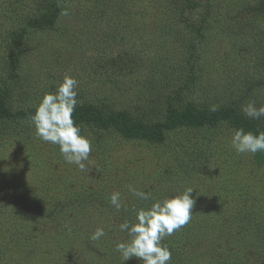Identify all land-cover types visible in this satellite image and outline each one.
Listing matches in <instances>:
<instances>
[{"label":"rangeland","instance_id":"rangeland-1","mask_svg":"<svg viewBox=\"0 0 264 264\" xmlns=\"http://www.w3.org/2000/svg\"><path fill=\"white\" fill-rule=\"evenodd\" d=\"M195 1L189 8L186 0H61L71 15L59 11L38 28L47 0H0L8 106L36 108L65 75L78 81L76 108L93 104L147 124L163 122L169 107L264 106V0ZM18 33L24 40L14 54ZM235 129L229 121L181 128L156 142L84 126L92 152L81 172L38 139L30 121L3 124L0 264H121L115 246L128 236L119 224L153 202L129 187L154 199L194 188L191 220L162 241L184 253L169 264H264V243L240 226L248 217L264 229V153L237 154ZM114 191L120 211L109 203ZM52 211L58 218H46ZM97 228L105 236L92 241Z\"/></svg>","mask_w":264,"mask_h":264},{"label":"clouds","instance_id":"clouds-1","mask_svg":"<svg viewBox=\"0 0 264 264\" xmlns=\"http://www.w3.org/2000/svg\"><path fill=\"white\" fill-rule=\"evenodd\" d=\"M61 16H70L67 7H61ZM78 81L65 75L55 92L45 93L28 119L35 130V136L43 142L59 147L66 163L77 166L81 172L88 171L92 152V141L81 134V127L75 122L73 113L79 103L77 100ZM209 111H218V106H210ZM243 114L253 120L264 117V106L257 107L254 101L241 106ZM231 148L237 154H256L264 152V131H245L238 128L232 131ZM194 188L165 199H154L151 193L129 187V192L140 200H153L150 207L133 209L134 222L125 220L119 230L126 232L128 239L118 242L115 251L119 253L121 264L136 258L141 264H169L172 259L170 249L162 241L180 230L192 218ZM109 203L117 211L125 207L119 191L109 195ZM105 236L103 228H97L90 235L92 241Z\"/></svg>","mask_w":264,"mask_h":264},{"label":"trees","instance_id":"trees-1","mask_svg":"<svg viewBox=\"0 0 264 264\" xmlns=\"http://www.w3.org/2000/svg\"><path fill=\"white\" fill-rule=\"evenodd\" d=\"M189 2L188 7L192 8L197 5L195 0H186ZM61 0H47V12L44 13L33 26L43 28L53 21L59 15ZM24 36L18 33L12 40L13 52L20 50L23 44ZM17 59L15 55L14 60ZM10 88L7 85L0 89V126L9 122H20L22 119L30 121L28 117L34 113L35 108L12 110L7 104L10 95ZM249 89H247L248 91ZM177 99V97H176ZM210 107H197L186 105L182 109L174 107L168 108V113L163 122L155 124H147L140 120L132 119L129 115L121 111L100 110L93 104L80 105L75 109L73 118L75 122L82 128L91 126L98 129H114L127 138L142 139L147 141L163 142L166 139L168 131H174L181 128H201L206 125H216L219 122L229 121L235 127L243 128L246 132L252 131L254 134L257 131H264V117L258 120H253L246 117L241 111V101L237 100L233 105L227 107H218V111H209ZM2 131H0L1 133ZM264 153V152H262ZM57 211H52L46 218H58ZM60 217H62L60 215ZM244 224L240 225L244 228L245 233L249 236L248 239L257 237L261 243H264V229L256 226L250 221V218H244ZM131 222V220L129 219ZM249 244V241H248ZM251 245V244H250ZM168 247H171L168 246ZM172 254L181 262H183L184 253L180 250L169 248ZM244 262L241 261L240 264ZM243 264V263H242Z\"/></svg>","mask_w":264,"mask_h":264}]
</instances>
